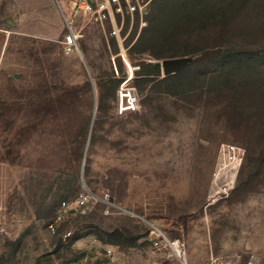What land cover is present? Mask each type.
Returning <instances> with one entry per match:
<instances>
[{"label":"rangeland","instance_id":"374dc122","mask_svg":"<svg viewBox=\"0 0 264 264\" xmlns=\"http://www.w3.org/2000/svg\"><path fill=\"white\" fill-rule=\"evenodd\" d=\"M21 17L0 15V264H169L151 225L188 264L264 252V0H153L126 59L108 25L72 21L67 54L65 21Z\"/></svg>","mask_w":264,"mask_h":264},{"label":"built area","instance_id":"2783aa9c","mask_svg":"<svg viewBox=\"0 0 264 264\" xmlns=\"http://www.w3.org/2000/svg\"><path fill=\"white\" fill-rule=\"evenodd\" d=\"M153 0H68L67 6L72 11L71 18L64 15L66 31L61 40L65 53H71L78 49L80 30L71 24L72 21L87 20L100 25H108V36L114 38L120 49V55L126 57L124 45L125 36L122 35L124 23L128 21L130 27L141 30L147 25L148 15ZM126 59V58H125ZM130 77L125 79L118 90V111H134L138 106V97L135 89L128 85ZM108 195L97 198L88 191L80 193L72 202L74 208H85L97 201L107 203ZM61 205L69 207L67 201H61ZM150 245L162 251L163 258L169 264H188L185 259V251L182 243L174 238L167 237L158 227L151 225L147 236ZM229 261V260H227ZM228 264H237L235 260ZM246 264H264V252L252 254Z\"/></svg>","mask_w":264,"mask_h":264},{"label":"crops","instance_id":"0c3cea01","mask_svg":"<svg viewBox=\"0 0 264 264\" xmlns=\"http://www.w3.org/2000/svg\"><path fill=\"white\" fill-rule=\"evenodd\" d=\"M67 1L68 0H66L65 5L69 9ZM36 6L44 7V9L37 12L33 10V7ZM2 11H4L6 15L16 12L18 15L22 16L21 20L24 21H32L37 15L42 16L43 21H50L57 18H61L64 21V15H66L60 0H0V15ZM11 18L12 17L9 16L6 20L10 19L14 21Z\"/></svg>","mask_w":264,"mask_h":264},{"label":"water","instance_id":"95a60500","mask_svg":"<svg viewBox=\"0 0 264 264\" xmlns=\"http://www.w3.org/2000/svg\"><path fill=\"white\" fill-rule=\"evenodd\" d=\"M91 1V0H90ZM189 61L188 57H171L162 60V70L165 75L173 74Z\"/></svg>","mask_w":264,"mask_h":264},{"label":"trees","instance_id":"16d2710c","mask_svg":"<svg viewBox=\"0 0 264 264\" xmlns=\"http://www.w3.org/2000/svg\"><path fill=\"white\" fill-rule=\"evenodd\" d=\"M155 66H158L157 64ZM64 201V200H63Z\"/></svg>","mask_w":264,"mask_h":264}]
</instances>
